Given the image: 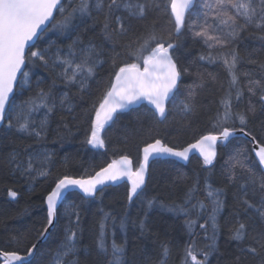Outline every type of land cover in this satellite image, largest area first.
<instances>
[{
	"label": "snow or ice",
	"instance_id": "obj_1",
	"mask_svg": "<svg viewBox=\"0 0 264 264\" xmlns=\"http://www.w3.org/2000/svg\"><path fill=\"white\" fill-rule=\"evenodd\" d=\"M194 5L195 0H168L171 16L168 23L172 25L169 30L161 23L159 15H154L160 9L158 0H0V123L7 121L5 132L15 128L37 143L46 138L54 110L68 107L71 114L73 99H83L86 93L92 95L89 81L105 64H110L112 69L107 83L92 100L90 108L84 111L88 121L86 143L93 147H105L101 133L115 122L118 110L128 109L142 100H147L160 117L166 118V102L175 95L184 74H192L195 78L186 86L187 95L177 105L178 113L184 117L197 115L203 106L196 103V97L214 83L216 77L207 73L208 80H205V73L199 70L190 73V67L179 65L176 53L183 46L179 37L185 30L193 40H201L206 46L207 50L197 59L209 64L222 61L230 77L227 86L220 82L221 95L214 111L207 116L211 130L199 135L187 147L168 146L155 138L149 127L147 137L152 142L145 143L142 160L135 170L130 157L122 155L87 178L63 175L57 179L46 196V222L42 230H36L38 238L56 226L61 215L60 205L72 188L92 197L102 194L110 183L126 178L130 182L127 199L131 202L134 197L141 196L146 185L150 157L172 156L188 160L189 153L196 150L203 157L204 165L214 166L218 145L228 147L233 139L242 136L251 148L246 145L232 148L222 166L223 175L236 184V211L232 214L235 220L229 229V238L237 242L238 254L229 264H243L247 256L258 258V264H264V118H258V113L264 116V57L256 55L259 49L246 50V55L242 56L237 47L244 33L264 47V0H200L199 10L192 13ZM87 18L93 20V26L79 30ZM96 24L100 25L102 35L99 42L95 35L87 34L95 31ZM52 31L66 35L71 42L58 45L49 41L43 48L32 50L41 37ZM122 57L134 60L128 62ZM245 60L258 67L259 79L250 71L239 72L237 66ZM29 65L43 66L50 71L52 83L47 88L41 87L44 81L38 77L36 90L16 103L15 91L26 85L31 87L30 74L25 70ZM57 81L65 86H77L76 93L71 97L68 92L58 96L54 92ZM245 91L249 97H258L259 109L251 99L244 103ZM37 113L42 115L37 118ZM64 120L65 117H61L58 129L61 124L67 128ZM192 124L191 119H186L178 131L192 129ZM3 139L5 136H0V141ZM5 159L14 173L18 172L30 183L50 174L51 155L33 145H24L21 149L14 147ZM257 160L260 174L253 170ZM200 191L197 179L180 202L165 204L159 197L148 199L143 216L131 223L138 225L143 235L148 230L149 212L154 203L183 214L186 239L178 252L179 264H208L209 257L219 251L217 217L224 207L225 193L224 189L213 187L208 178L204 180L203 199L198 195ZM8 194L13 199L18 196V192L11 189ZM68 219L65 237L49 264H82L78 246L79 212L74 211ZM117 220L124 231L129 222L127 213L107 212L99 221L96 257L91 264H100L99 257L105 258L103 264H124L127 242L118 244L115 241ZM27 243V236L19 232L0 240V264H31V258L39 250L36 243L31 247H27ZM21 244H25L23 254L18 247ZM86 254L91 255V251L86 250ZM171 256L170 242L164 241L156 256H146L143 264H168ZM83 264L90 262L85 260Z\"/></svg>",
	"mask_w": 264,
	"mask_h": 264
},
{
	"label": "trees",
	"instance_id": "obj_2",
	"mask_svg": "<svg viewBox=\"0 0 264 264\" xmlns=\"http://www.w3.org/2000/svg\"><path fill=\"white\" fill-rule=\"evenodd\" d=\"M158 3L160 9L154 15H159L161 23L166 24L170 30L172 25L168 23L171 19L170 8L167 7L168 0H158ZM199 7L200 0H195L191 12L195 13L199 10ZM56 15L59 18V14ZM95 15L93 13V16ZM86 26H93L91 18L85 19L79 30H83ZM94 28V32L89 31L87 34L89 36L95 35L99 42L102 39L100 25L96 24ZM179 39L183 45L176 53L179 57V65L190 67V73L197 70L205 73V80H208L207 73H211L216 77L214 83H210L197 95L196 103L202 105L203 108L195 116L184 117L178 113L177 105L187 95L186 86L191 84L195 78L192 74H184L181 77L178 90L168 103V114L164 120H161L152 108L142 105L128 112H120L115 116V122L111 123V126L107 127L104 132L105 147L97 148L86 143L88 121L84 111L90 108L92 100L96 95H99V92L107 83L109 72L112 69L110 64H105L103 68L98 70L97 75L89 81L92 95L86 93L83 99L78 97L73 99L71 101V114L68 107L54 110L50 117L46 138L39 143L34 138H29L26 134L17 132L15 128L5 132L7 127V121H5L0 128V136H5V139L0 141V221H3V223H0V240H6L9 235L19 232L27 236V247H31V244L36 243L39 239L36 230H42V225L46 222V196L51 188L55 186V181L63 175L88 177L122 155L131 157L136 167L138 162L142 160V149L145 143L152 142L147 137L146 130L149 127L153 129L155 138H159L165 144L177 148L186 147L189 143H193L199 135L211 130V124L208 122L207 116L211 114V111H214L221 95L220 82H224L227 86V80L230 77L222 61L209 64L207 61L197 59L201 52L207 50L203 41L193 40L187 30L183 31ZM49 41H54L58 45H67L71 42L66 35L52 31L41 37L34 48H43ZM237 47L242 56L246 55V50L259 49L256 55L264 57V47L247 33L243 34ZM121 59H128V62L134 60L133 57H122ZM37 65H39V62H37ZM237 67L239 72L250 71L255 79L260 78L258 67L247 63L246 60ZM25 70L30 74L31 87L29 88L26 85L23 89L16 90L14 95L16 103L25 100L36 90L38 77L44 81L40 85L41 87L47 88L52 83L50 71L45 70L43 66L29 65ZM240 81L242 84L245 82L242 76ZM76 91L77 86H65L60 81H57L54 88V92L58 96L68 92L71 97ZM249 99L259 109L258 97H249L245 91L244 103H247ZM204 109L209 111L206 112ZM92 115L94 116V113ZM61 117H65L64 123L67 124V128L63 124L60 125L59 129L57 128ZM258 118H264V116L258 113ZM186 119L193 121L192 129L178 131L180 124L185 122ZM255 124L254 121L253 126ZM24 145H33L39 150H46L51 155L50 174L46 178L40 177L34 183H30L25 177H21L18 172L14 173L11 166L7 164L5 158L13 148L21 149ZM242 145L251 148V145L243 137L233 139L228 147L218 146L219 153L214 166L204 165L203 159L198 156H193L187 165L175 159L154 160L150 165L146 187L143 189L141 196L135 198L132 202L127 199L128 189L130 188L127 182L117 186H108L103 189L102 194L98 193L93 199H87L78 192H70L60 206L61 215L56 226L47 239L38 245L39 251L31 259V264H49L53 253L65 237L66 228L69 225L68 217L74 211L79 212L81 218L78 228V246L80 247L79 258L82 264L85 260L91 264L96 257L95 239L98 224L107 212H114L117 215L128 214L129 222L126 229L121 231L118 220L115 229L116 243L119 244L125 240L127 242L124 264H143L146 256H156L157 252L160 251L161 243L164 241H169L172 247V256L168 264H179L178 252L186 239L185 216L183 214L168 211L167 208L161 207L159 203H154L147 221L148 230L143 235L139 226L131 223V221L143 216V209L147 200L153 197H159L165 204L171 201L180 202L188 187L197 179L200 181L201 188L198 195L203 199L205 178H208L213 187L224 189L225 193L223 196L224 207L217 217L220 226L217 241L219 251L209 257L208 264H229L232 258L238 254L237 242L229 238V229L233 227L235 220L232 214L236 211L234 200L236 184L229 182L223 175L222 166L227 160L231 149ZM260 167L257 161L253 170L260 174ZM240 175L238 171L237 176ZM9 189L18 192L15 199L9 196ZM205 203H207V200H205ZM71 219L73 221L72 227L75 228V217L72 216ZM200 222L203 223V220ZM110 226L111 222L109 221ZM109 242H111V237ZM18 247L23 253L25 244ZM86 250H90L91 255H87ZM104 259V257H99L100 264H103ZM243 264H258V258L254 259L247 256Z\"/></svg>",
	"mask_w": 264,
	"mask_h": 264
},
{
	"label": "water",
	"instance_id": "obj_3",
	"mask_svg": "<svg viewBox=\"0 0 264 264\" xmlns=\"http://www.w3.org/2000/svg\"><path fill=\"white\" fill-rule=\"evenodd\" d=\"M180 82H181V79H180V81L178 82V85H180ZM179 88V87H178ZM177 91V90H176ZM176 91H175V93H176ZM15 93H16V91H15ZM172 97L173 96H170V98H169V100L166 102V108H167V110H168V103L170 102V100L172 99ZM144 104H146L147 106H149L150 108H152L154 111H155V108H154V106L152 105V104H150L147 100H142L141 102H139L138 104H136V105H133V106H131L130 108H128V109H124V110H118V112L117 113H119V112H128V111H131L132 109H134V108H138V107H140V106H142V105H144ZM116 113V114H117ZM155 113L158 115V117L161 119V120H164L165 119V117H160V115H159V113L158 112H156L155 111ZM115 114V115H116ZM167 114H168V111H167ZM114 115V116H115ZM167 116V115H166ZM3 124H4V122L3 123H0V127H2L3 126ZM238 137H242V136H238ZM169 146V145H168ZM171 147V146H170ZM187 147V146H186ZM217 151H218V147H217ZM218 153H219V151H218ZM254 154V153H253ZM142 156H143V153H142ZM193 156H198L199 158H201V159H203V157L202 156H200L199 155V153H198V151H196V150H193L192 152H190L189 153V159L188 160H183V159H181V158H177V157H172V156H163V157H161V158H158V159H175V160H177V161H179V162H181L182 164H185V165H187L189 162H190V159L193 157ZM119 159V158H118ZM130 159L132 160V158L130 157ZM154 160H157V159H153V158H151L150 157V160H149V169H148V172L145 174V181H146V185H147V182H148V177H149V170H150V165H151V163L154 161ZM258 161V160H257ZM214 162H215V160H214ZM111 163V162H110ZM132 164H133V160H132ZM107 166V165H106ZM105 166V167H106ZM208 166H210V165H208ZM133 170H135V167H134V164H133ZM99 171V170H98ZM95 174V173H94ZM93 174V175H94ZM74 178H80V177H74ZM85 178H87V177H85ZM124 182H127L128 184H129V187H130V182L129 181H127V179L125 178V179H122V180H120V181H117V182H113V183H110L108 186H117V185H120V184H122V183H124ZM146 185H145V187H146ZM108 186H106V187H108ZM144 187V188H145ZM105 188V187H104ZM70 192H78V193H80L81 195H83L84 197H86V198H94L95 196H92V197H88V196H86L83 192H82V190H79L78 188H72V189H70L66 194H65V197L70 193ZM98 194V193H97ZM136 197H134L133 199H135ZM133 201V200H132ZM54 228V227H53ZM53 228H50V230H49V232L44 236V237H41L38 241H37V247H38V245L41 243V242H43L44 240H46L47 239V237L49 236V234H50V232L52 231V229ZM33 258V257H32ZM31 258V259H32Z\"/></svg>",
	"mask_w": 264,
	"mask_h": 264
},
{
	"label": "rangeland",
	"instance_id": "obj_4",
	"mask_svg": "<svg viewBox=\"0 0 264 264\" xmlns=\"http://www.w3.org/2000/svg\"><path fill=\"white\" fill-rule=\"evenodd\" d=\"M34 50H36V49L34 48ZM36 115H37V117H39L42 115V113H37ZM101 135L104 137V132H102ZM124 260H125V258H124Z\"/></svg>",
	"mask_w": 264,
	"mask_h": 264
},
{
	"label": "flooded vegetation",
	"instance_id": "obj_5",
	"mask_svg": "<svg viewBox=\"0 0 264 264\" xmlns=\"http://www.w3.org/2000/svg\"><path fill=\"white\" fill-rule=\"evenodd\" d=\"M56 222H57V221H56ZM40 238H41V237H40ZM40 238H39V239H40ZM39 239H38V240H39ZM38 240H37V241H38ZM37 241H36V243H37ZM41 243H42V242H41ZM22 254H23V253H22Z\"/></svg>",
	"mask_w": 264,
	"mask_h": 264
}]
</instances>
